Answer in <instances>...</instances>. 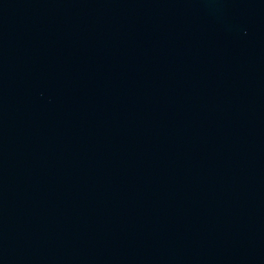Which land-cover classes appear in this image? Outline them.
<instances>
[{"label":"water","instance_id":"water-1","mask_svg":"<svg viewBox=\"0 0 264 264\" xmlns=\"http://www.w3.org/2000/svg\"><path fill=\"white\" fill-rule=\"evenodd\" d=\"M0 264H264V0H0Z\"/></svg>","mask_w":264,"mask_h":264}]
</instances>
